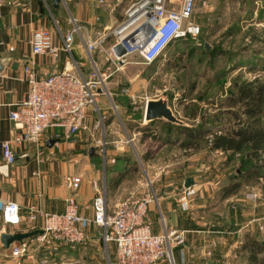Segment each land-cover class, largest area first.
I'll return each instance as SVG.
<instances>
[{
    "label": "crops",
    "instance_id": "1",
    "mask_svg": "<svg viewBox=\"0 0 264 264\" xmlns=\"http://www.w3.org/2000/svg\"><path fill=\"white\" fill-rule=\"evenodd\" d=\"M175 1L177 2H173L174 6L171 7L180 6L181 0ZM141 2L142 0H60L55 5L53 0H16L15 3L5 2L1 6L0 264H43L47 260L46 256L39 254L42 247L36 248L33 257L13 256L12 247L17 244L18 240L6 246L2 240V234L5 231H28L27 214L31 204H36L51 212L63 211L67 197L71 193V190L64 184L66 174L82 175L81 186L75 194L81 213L92 216L93 199L97 193L94 181L101 187H107L105 164L98 149L92 145H89L86 157L80 153H71L67 156L66 151L76 145L78 138H73L75 135L82 134L91 139L101 125L104 131L108 129L119 131L115 112H118L117 116H124V119L137 117L128 111L126 100L122 99L119 94L120 80L117 79L115 82L111 80L112 83L108 82L107 89L98 96L97 103L87 108L86 128L69 136L61 126L49 127L41 144L25 142L16 148V161L7 165L3 158L2 142L18 131L14 121L9 117V112L18 101L23 99L28 90L29 84L25 78L24 66L33 62L39 75L71 69L88 77L94 61L102 67L107 62L106 52L101 49L90 51L87 48V41L90 38L104 36V47L107 50L110 49L120 39V36L113 33V29L127 20L129 16L127 9L130 6H135L133 9L136 8L137 11ZM71 16L77 17L83 25L81 31L75 33L71 51L62 49L58 57L49 53L34 54L32 52L33 31L41 26L49 27L52 31L53 42L62 46L64 36L72 26ZM134 23L132 25L127 23L121 36H126L135 26ZM133 51L130 50L125 61L120 63L123 65L127 63ZM128 101L131 103L130 98ZM123 108L126 109L127 114L123 112ZM139 123L137 125L132 123V126L139 127ZM138 131L141 130L138 129ZM197 157L199 154L195 156ZM148 165H151L150 161ZM169 165L171 163L165 166ZM174 169L170 168V172L168 169L162 174L161 172L151 174L147 181L148 186H144L145 184L141 182L132 184L129 182L130 179L125 178L117 187L110 189V192L115 193V197L112 199L114 203H111L108 197L109 203L114 206L125 195L140 196L148 189L155 190L157 199L149 205L147 220L151 223L154 232L176 229L183 236L181 242H174L172 246L175 264H240L243 254L241 246L245 233L253 228L250 224L252 219L247 221L245 219L248 208L252 207L249 204L251 200L244 194L238 196L239 193L223 196L220 190L221 178L198 179L196 173L193 172L182 177L183 174ZM132 175L131 173L130 177ZM188 176L194 177L198 191L190 202V209L185 212L180 209L179 198ZM9 199L16 200L22 207L23 221L19 225L3 223L2 211L5 202ZM234 199L238 201L235 202ZM228 204H231V207ZM253 209L256 210V208ZM263 217L264 214H260L254 216L253 219L259 220ZM38 225L39 228L42 227V218L39 219ZM87 232L90 239L96 240L101 230L92 225L87 227ZM80 246L81 244L77 247H66L78 248ZM50 248V252L55 250V254L63 255L64 247H61L58 252H56L58 247L55 245ZM160 264H170V262L162 258Z\"/></svg>",
    "mask_w": 264,
    "mask_h": 264
},
{
    "label": "rangeland",
    "instance_id": "2",
    "mask_svg": "<svg viewBox=\"0 0 264 264\" xmlns=\"http://www.w3.org/2000/svg\"><path fill=\"white\" fill-rule=\"evenodd\" d=\"M173 2L177 1L170 2L169 6H174ZM190 19L201 26L197 37L183 36L174 40L151 63L144 62L135 49L128 62L116 69L108 80L109 83L120 80L119 94L126 100L128 111L137 117L124 119L115 112L119 131H104L101 125L91 139L82 134L75 135L73 138H78L76 145L66 151L67 156L80 153L86 157L89 145L98 149L105 164L106 190L111 203H114L112 199L115 193L110 192L107 179L132 168L136 162L137 172H131L132 177L129 173L126 179H130L132 184L141 182L144 186H148L151 174H162L175 168V171L183 174L182 177L193 172L198 179L221 178L222 188L231 174H236V167L245 170L242 166L244 153L243 156L240 153L232 154L229 161L230 151L212 149L211 141L206 139H202L198 148H185L178 142L166 144L149 137L143 140L139 127L132 126V123L137 125L138 122L142 126L150 120L145 119L147 98L165 101L177 120L197 124L203 116L226 108L228 96L236 94L242 83H264V0H197ZM193 46H198L200 51L195 49L193 53ZM123 112L127 114L125 108ZM232 125H236L233 120H222L215 128ZM166 129L164 122L160 123L158 130ZM145 152H151L149 160L143 157ZM197 154L199 157L195 158ZM254 192L258 193L257 198L250 196ZM238 193V196L244 194L249 198L252 206L248 208L245 219H252L250 224L254 230L249 229L245 238L253 233L264 241V217L253 219L264 214V179L246 181ZM228 205L231 207V204ZM43 247H37L42 250L40 256L47 258L43 264H112L116 256L115 244L105 242L100 232L96 240L87 237L78 248L55 245L58 247L56 252L64 247L63 255L55 254V250L50 252V247ZM241 258L240 264H245L247 260L243 254Z\"/></svg>",
    "mask_w": 264,
    "mask_h": 264
},
{
    "label": "built area",
    "instance_id": "3",
    "mask_svg": "<svg viewBox=\"0 0 264 264\" xmlns=\"http://www.w3.org/2000/svg\"><path fill=\"white\" fill-rule=\"evenodd\" d=\"M172 1L175 0H142L137 11L133 9L135 6L127 9L129 16L125 22L130 25L135 22V26L126 35L133 45L131 51L138 50L146 63L160 57L171 41L187 34L197 37L201 32L200 24L189 20L197 0H181L179 7L169 6ZM5 2L15 3L16 0H0V8ZM70 21L72 26L65 34L62 46L53 42L49 27L36 28L31 37L32 52L58 57L62 49L71 51L75 33L80 32L83 25L75 16H71ZM118 27L113 29L114 34ZM117 42L107 50L104 47V36L87 41L90 51L101 49L106 52L107 62L102 67L94 61L88 77L71 69L39 75L33 62L24 66L28 90L9 112L18 131L2 142L3 158L7 165L16 161V148L25 142L41 144L49 127L61 126L69 136L87 127V108L97 103L100 93L107 89L108 80L122 65V56L114 50ZM81 183L82 175L64 176V184L71 193L61 212L47 211L36 204L29 205L28 231L39 228L40 218L43 225L38 233L18 240L12 247L13 256L33 257L36 248L42 245L77 247L87 239V227L95 225L100 228L105 242L116 244V256L112 264H160L162 258L175 264L172 246L174 242H181L183 236L176 229L154 232L147 220L149 205L157 199L155 190L148 189L140 196H126L112 206L106 187L94 181L97 193L93 199V214L87 216L81 213L75 194ZM197 191L195 182L183 185L179 198L181 210L190 209L191 198ZM250 196L257 198L258 193L254 192ZM21 208L16 200H7L2 211L3 223L19 225L23 221Z\"/></svg>",
    "mask_w": 264,
    "mask_h": 264
},
{
    "label": "trees",
    "instance_id": "4",
    "mask_svg": "<svg viewBox=\"0 0 264 264\" xmlns=\"http://www.w3.org/2000/svg\"><path fill=\"white\" fill-rule=\"evenodd\" d=\"M195 49L200 51L198 46H193V53ZM228 101L226 108L203 116L202 121L197 124L180 123L158 117L139 126L143 140L151 137L163 143L179 142L183 147L198 148L202 139H206L211 141L212 149L230 151L229 161L232 154L240 153L243 156L244 153L242 166L245 170L241 171L236 167V174H231L229 181L221 188L223 196L238 193L246 181L264 179V83L254 81L242 83L236 94L228 96ZM222 120H233L236 125L215 128ZM163 122L167 126L166 131L158 130L160 123ZM150 154L151 152H145L143 157L148 159L151 157ZM135 164L132 168L109 177L108 188L117 187L129 173L136 172L138 164L137 162ZM241 249L243 257L247 260L245 264H264V241L256 234H247Z\"/></svg>",
    "mask_w": 264,
    "mask_h": 264
},
{
    "label": "water",
    "instance_id": "5",
    "mask_svg": "<svg viewBox=\"0 0 264 264\" xmlns=\"http://www.w3.org/2000/svg\"><path fill=\"white\" fill-rule=\"evenodd\" d=\"M60 0H53V3L57 5ZM126 21V20H125ZM127 22H124L122 25H120L117 28V36H120V39L118 42L114 45V50L117 55L122 56L120 59V62H124L126 59V55L130 52V50L133 48V45L131 44L129 37L127 36H121L124 26ZM145 117L151 119L158 118V117H166L168 120L180 122V123H187L177 120V117L173 115V111L171 107L167 105V103L163 100H155L149 98L146 104L145 108ZM194 183V178L192 176H188L185 179L184 184L189 185ZM41 231L40 228L30 230V231H20V232H8L5 231L2 234V240L6 244V246H9L12 242L16 240H22L25 237H28L30 235H33L35 233H38Z\"/></svg>",
    "mask_w": 264,
    "mask_h": 264
},
{
    "label": "bare ground",
    "instance_id": "6",
    "mask_svg": "<svg viewBox=\"0 0 264 264\" xmlns=\"http://www.w3.org/2000/svg\"><path fill=\"white\" fill-rule=\"evenodd\" d=\"M145 119H147V118L145 117Z\"/></svg>",
    "mask_w": 264,
    "mask_h": 264
}]
</instances>
